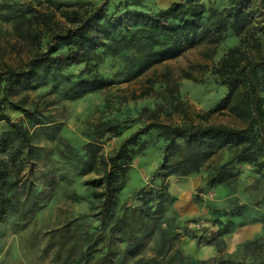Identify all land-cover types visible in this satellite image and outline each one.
Masks as SVG:
<instances>
[{"label": "rangeland", "instance_id": "374dc122", "mask_svg": "<svg viewBox=\"0 0 264 264\" xmlns=\"http://www.w3.org/2000/svg\"><path fill=\"white\" fill-rule=\"evenodd\" d=\"M52 1L88 0H0V69L3 61L18 63L29 55L25 30L31 13L14 8L33 2L41 10L54 9ZM90 1L99 4L102 0ZM181 1L111 0L109 11L150 12ZM205 2L206 19L215 25L217 13L227 5V0ZM57 12L59 16L60 10ZM238 42V37L229 30L213 58L208 56V45L203 43L141 71L137 65L139 57L131 51L100 48L93 60L66 71L71 81L84 79L69 86L68 91L63 81L45 73L11 96V102L20 101L29 109L25 112L9 103L5 105V112L29 132L33 152L22 171V180L12 192L15 206L9 209L1 225L0 264H95L104 256L107 264L264 263V170L240 163L229 166L228 173L234 175L230 179L214 185L208 182L217 172L215 168L230 159L231 150L216 154L196 173L166 177L174 200L167 204L163 217L151 221L150 225L156 229L133 253L125 252L127 241L123 231L114 233L112 228L125 206L147 208L136 194L146 185H160V179L153 182L151 177L161 162L164 138L157 129L141 136L118 193L114 216L107 226L100 225L94 215L98 211L100 189L91 183L102 169L86 161L91 153L97 156L114 153L126 137L149 122L151 113L159 106L160 116L166 121H181L175 110L178 100L193 113H208L227 92L226 86L211 73V66ZM167 67L178 81V94L161 75L152 83L147 82L154 70L162 74ZM182 70L192 72L197 80L181 76ZM96 78L102 81L92 83ZM145 90L149 91L147 95L131 97ZM43 117L45 120L40 121ZM208 119L214 123L239 122L227 111H215ZM103 122L118 124L120 131L99 139V125ZM9 129L6 122H1L0 137ZM16 150L17 147L13 148L14 153ZM210 161L211 167L207 166ZM12 162L16 166L21 159ZM231 209L235 215L224 214ZM192 218L197 221H188ZM212 221L232 222L233 227L215 242L216 249L210 251L215 256L191 257L189 241L204 244L207 233L203 229ZM90 246L93 252L87 257ZM217 246L222 247L221 252Z\"/></svg>", "mask_w": 264, "mask_h": 264}, {"label": "trees", "instance_id": "16d2710c", "mask_svg": "<svg viewBox=\"0 0 264 264\" xmlns=\"http://www.w3.org/2000/svg\"><path fill=\"white\" fill-rule=\"evenodd\" d=\"M110 1L102 0L99 4L90 0L75 3L52 1L54 9L47 7L44 10L29 2L14 8L31 13L25 30L29 55L18 63L3 61L0 69V123L6 122L10 127L0 137V230L9 209L15 206L12 192L22 180V171L31 161L33 152L29 132L5 112L6 103L28 112L20 101L11 102L10 97L41 74L50 73L56 81L60 79L67 91L69 86L82 83L84 79L71 81L66 71L93 60L100 48L113 52H118L119 48L131 51L138 55L137 65L141 71L203 43L208 45V56L213 58L229 30L239 39L211 66V73L226 86L227 92L208 113H193L178 100L175 110L181 121H166L160 116L162 107L159 106L151 113L149 122L126 137L114 153L109 156L91 153L88 156L86 161L92 166L98 164L102 169L91 183L100 189L97 192L100 199L98 211L94 215L100 225L107 226L114 216L118 193L124 186L135 155L134 147L141 136L157 129L165 140L161 162L151 177L153 182L160 179V185H146L136 194L147 208L125 206L122 216L113 225L114 233L122 230L126 235L125 252L133 253L143 239L154 232L156 228L150 225L151 221L163 217L167 204L174 200L166 182L167 176L196 173L205 162L226 150H231L232 155L215 168L217 172L208 180L210 185L233 177L228 168L236 164H254L264 170V0H227V5L217 13L219 18L215 25L206 19V0H182L156 11L126 10L119 14L110 13ZM161 73L154 70L147 82L152 83L161 75L168 87L178 94V81L173 79L170 69L167 67ZM181 76L197 80L188 70H182ZM94 81L92 83L102 80L96 78ZM148 93L145 90L140 94L133 93L131 97L135 99ZM215 111H227L239 122H209V114ZM99 127V139L107 133L120 131L116 123L103 122ZM18 157L21 164L15 166L12 161ZM211 164L212 161L207 166ZM224 214L235 215L236 212L231 209ZM231 223L212 221L203 229L207 233L204 243L215 244L218 238L230 232ZM215 224L217 226H213ZM217 250L221 252L222 247L217 246ZM92 252L91 246L87 248V257ZM106 261L104 256L95 264H107Z\"/></svg>", "mask_w": 264, "mask_h": 264}, {"label": "crops", "instance_id": "0c3cea01", "mask_svg": "<svg viewBox=\"0 0 264 264\" xmlns=\"http://www.w3.org/2000/svg\"><path fill=\"white\" fill-rule=\"evenodd\" d=\"M189 246H190L189 247L190 250L188 251V254L195 259H205L207 257L215 256V254L212 255L210 253V251L213 247H215V249H216L215 244H205L204 243V244L197 245L196 240H190ZM216 252H217V250H216Z\"/></svg>", "mask_w": 264, "mask_h": 264}]
</instances>
